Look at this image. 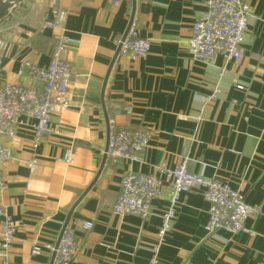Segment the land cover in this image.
<instances>
[{"label": "crops", "instance_id": "0c3cea01", "mask_svg": "<svg viewBox=\"0 0 264 264\" xmlns=\"http://www.w3.org/2000/svg\"><path fill=\"white\" fill-rule=\"evenodd\" d=\"M206 1L27 0L0 25V87L29 85L25 62L49 65L62 36L61 57L73 73L70 106L53 112L52 130L36 146L28 117L15 138L1 139L10 158L2 167L0 207L17 230L7 249L0 230V264H51L49 245L66 223L79 245L71 264H153L155 254V264H264V214L249 216L247 230L213 237L200 191L181 193L173 226L160 237L168 175L160 176L163 195L147 218L113 211L126 173L150 172L157 164L173 169L183 158L193 172L228 181L264 210V0H247L253 14L240 68L228 73L216 100L208 95L225 55L208 66L187 51ZM132 12L140 35L152 39L146 57L119 54ZM110 119L151 131L143 160L107 158ZM86 221L93 227L85 229Z\"/></svg>", "mask_w": 264, "mask_h": 264}, {"label": "built area", "instance_id": "2783aa9c", "mask_svg": "<svg viewBox=\"0 0 264 264\" xmlns=\"http://www.w3.org/2000/svg\"><path fill=\"white\" fill-rule=\"evenodd\" d=\"M122 0H113L119 6ZM253 7L247 0H207L206 12L192 25V35L187 43V51L193 59L208 66L216 65V58L224 54L226 63L217 68V81L208 100L222 98L223 84L232 70L240 68L243 57L242 45L248 31L249 19ZM136 12L128 19L125 32L118 40L119 54L135 59L146 57L152 46V39L140 35V20ZM50 26H56L49 22ZM63 36L47 66L38 65L30 60L25 62L30 84L6 82L0 87V188L6 183L2 167L9 160L10 153L1 139L3 136L15 138L24 117L29 118V125L34 131V146L51 130L53 112L70 106L71 64L61 57ZM229 63L232 69L229 68ZM243 89V86H238ZM201 119V114L197 115ZM108 146L106 156L112 160H143V154L149 147L152 133L148 129L121 128L114 119L108 122ZM32 169L37 167V159L30 161ZM171 178L168 196L169 208L163 214L159 236L163 237L173 226L176 205L180 195L187 191H200L209 202L206 231L216 237L220 230L238 233L247 230L246 220L249 216L264 214V210L249 203L245 195L232 187L228 181L208 177L203 173L193 172L187 158H183L173 169L164 164L153 166L150 172L131 171L120 182L117 200L113 211L118 214H132L147 218L151 214L152 203L163 195L161 175ZM2 243L9 248L16 230L15 221L5 209L0 207ZM93 221L84 223L90 229ZM53 253L51 264H71L78 250L76 231L72 224L66 223L57 241L49 245ZM157 253V251H154ZM157 255L153 264L157 263Z\"/></svg>", "mask_w": 264, "mask_h": 264}, {"label": "water", "instance_id": "95a60500", "mask_svg": "<svg viewBox=\"0 0 264 264\" xmlns=\"http://www.w3.org/2000/svg\"><path fill=\"white\" fill-rule=\"evenodd\" d=\"M27 0H21L20 3L17 5V8L22 7ZM16 8V9H17ZM14 9L13 12L16 10ZM12 11L7 5H3L0 7V25L7 19H11Z\"/></svg>", "mask_w": 264, "mask_h": 264}, {"label": "bare ground", "instance_id": "6f19581e", "mask_svg": "<svg viewBox=\"0 0 264 264\" xmlns=\"http://www.w3.org/2000/svg\"><path fill=\"white\" fill-rule=\"evenodd\" d=\"M18 0H0V7L3 5L13 6V4L17 3Z\"/></svg>", "mask_w": 264, "mask_h": 264}, {"label": "rangeland", "instance_id": "374dc122", "mask_svg": "<svg viewBox=\"0 0 264 264\" xmlns=\"http://www.w3.org/2000/svg\"><path fill=\"white\" fill-rule=\"evenodd\" d=\"M16 8H17V6H16V7H13V8L11 9L12 13H13V10L16 9Z\"/></svg>", "mask_w": 264, "mask_h": 264}]
</instances>
